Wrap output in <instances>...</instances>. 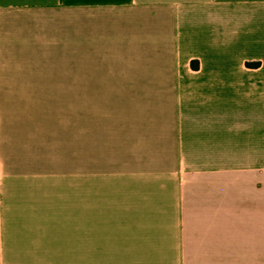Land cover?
Listing matches in <instances>:
<instances>
[{
  "label": "crops",
  "instance_id": "obj_1",
  "mask_svg": "<svg viewBox=\"0 0 264 264\" xmlns=\"http://www.w3.org/2000/svg\"><path fill=\"white\" fill-rule=\"evenodd\" d=\"M0 264H264V0H0Z\"/></svg>",
  "mask_w": 264,
  "mask_h": 264
},
{
  "label": "trees",
  "instance_id": "obj_2",
  "mask_svg": "<svg viewBox=\"0 0 264 264\" xmlns=\"http://www.w3.org/2000/svg\"><path fill=\"white\" fill-rule=\"evenodd\" d=\"M256 64H257V63H248V65H250V66H251V65L254 66V65H256ZM193 66H194V67H198V64H195V63H194Z\"/></svg>",
  "mask_w": 264,
  "mask_h": 264
}]
</instances>
